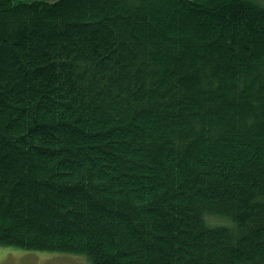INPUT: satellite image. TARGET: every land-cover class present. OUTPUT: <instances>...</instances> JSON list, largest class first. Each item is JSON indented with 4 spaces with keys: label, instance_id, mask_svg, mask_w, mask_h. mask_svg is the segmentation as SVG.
<instances>
[{
    "label": "trees",
    "instance_id": "1",
    "mask_svg": "<svg viewBox=\"0 0 264 264\" xmlns=\"http://www.w3.org/2000/svg\"><path fill=\"white\" fill-rule=\"evenodd\" d=\"M0 244L264 264V4L0 0Z\"/></svg>",
    "mask_w": 264,
    "mask_h": 264
},
{
    "label": "rangeland",
    "instance_id": "2",
    "mask_svg": "<svg viewBox=\"0 0 264 264\" xmlns=\"http://www.w3.org/2000/svg\"><path fill=\"white\" fill-rule=\"evenodd\" d=\"M252 1L264 4V0ZM0 264H90V261L83 255L41 250H26L17 246L0 244Z\"/></svg>",
    "mask_w": 264,
    "mask_h": 264
}]
</instances>
